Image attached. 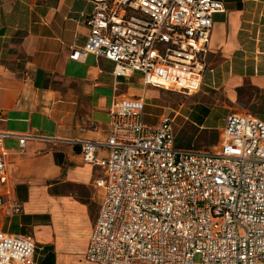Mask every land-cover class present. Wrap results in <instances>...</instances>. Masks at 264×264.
<instances>
[{"label":"built area","instance_id":"1","mask_svg":"<svg viewBox=\"0 0 264 264\" xmlns=\"http://www.w3.org/2000/svg\"><path fill=\"white\" fill-rule=\"evenodd\" d=\"M90 30L81 48L141 73L146 85L192 94L202 84L213 16L222 0H89ZM141 96L118 97L108 138L82 140L86 161L102 169L99 212L85 252L97 264H264V121L250 112L225 117L207 149L177 143L176 115L144 119ZM0 131V212L21 214L10 191ZM20 152L33 134H18ZM105 150L106 155L98 152ZM29 234L0 228V264H37Z\"/></svg>","mask_w":264,"mask_h":264},{"label":"crops","instance_id":"2","mask_svg":"<svg viewBox=\"0 0 264 264\" xmlns=\"http://www.w3.org/2000/svg\"><path fill=\"white\" fill-rule=\"evenodd\" d=\"M222 1L226 10L213 16L201 94L187 96L193 108L183 110L187 120L210 129H221L231 112L264 121V0ZM93 8L89 0H0V131L12 133L3 141L9 191L23 207L13 217L0 212V228L31 235L37 264H97L85 252L103 196L95 183L102 169L85 160L81 142L108 138L118 97L146 91L162 101L141 73L117 75L114 62L81 52ZM199 106H223L226 115L200 122ZM18 134L35 135L23 152Z\"/></svg>","mask_w":264,"mask_h":264},{"label":"rangeland","instance_id":"3","mask_svg":"<svg viewBox=\"0 0 264 264\" xmlns=\"http://www.w3.org/2000/svg\"><path fill=\"white\" fill-rule=\"evenodd\" d=\"M158 88L161 92L162 101L148 99L145 96V94L147 95V92L145 91L144 93L143 98L146 103L148 102L144 110V119L147 124H158L160 116L163 112H166L171 115H176L174 128L177 134V143L179 146L184 148L207 149L218 143L220 139V129L200 127L185 118V115L188 112H184L183 110L185 108H193L192 104L194 103V101L189 100L187 96L192 94L200 95V88L198 89L199 92L197 91L198 93L194 92L192 94L166 88ZM180 105H182V110L177 113ZM197 111L198 115H200L197 118L198 121L201 122L205 117L208 118V121H205V123H216L218 120L221 121L222 117L226 115V110L223 106L213 107L210 110L204 109L203 106H199ZM193 117L196 116L193 115ZM195 264H200L199 257H196Z\"/></svg>","mask_w":264,"mask_h":264}]
</instances>
